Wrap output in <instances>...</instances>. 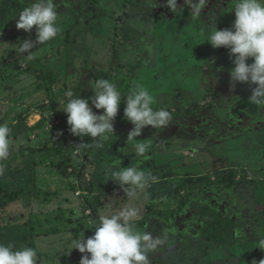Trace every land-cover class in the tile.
I'll return each instance as SVG.
<instances>
[{"label":"crops","instance_id":"obj_1","mask_svg":"<svg viewBox=\"0 0 264 264\" xmlns=\"http://www.w3.org/2000/svg\"><path fill=\"white\" fill-rule=\"evenodd\" d=\"M95 1L92 0V3L94 4ZM29 4L25 0L22 7ZM20 11L19 7L16 12L4 18L5 23L10 28L5 30L0 36V124L8 123L11 128V155L3 162L4 175L0 177V201L4 190L18 193L16 198L9 204L2 205L0 203V242L5 244L12 243L16 248L30 246L36 249L37 261L40 257L42 261L46 262L54 260V258L59 261L58 257L63 255L69 262L78 261V264H80V260L85 253H80L79 250L73 253L71 251L67 252L66 250H69L67 247L73 245L74 240L83 238L81 234H84L85 240L94 235L95 228L99 226L96 219L99 221L100 216L119 214L122 210L129 208L137 210L138 213L132 221L135 229L142 232H151L153 236H159L165 240V243L159 246L155 252L150 253V261L151 259L154 261L161 258L163 262H166V258L169 256L173 258V261L175 260L181 264L185 262L204 264L205 260L210 258L213 247L217 251H221L222 248L234 246L239 242H243V240L249 239L244 234L245 229L243 231L241 228L243 224L237 217L232 218L231 215L222 208L213 205L209 200H205L197 214L195 216L190 215L192 218L189 219L184 216L185 206H188V203L186 204V195L180 196V203L175 208H164L163 206L167 197L174 194L172 192L174 187L173 175L177 161H175L176 158L172 159L168 158V156L166 157L167 159H163L162 154L166 153V150H171L172 144L170 140H172V136H178L179 131L183 130L179 127L181 119L185 117L191 118L195 125L189 126L187 129H196L198 122H201L203 113H206L191 109L195 105L194 100L201 95V90H203L200 82L202 79L199 76H187L184 72L189 49L192 48L193 42H189L184 46L182 40L186 39L187 37L184 36L188 34V36L192 35V40L195 41L198 36L197 31L202 32L200 29H191L187 26L173 24V18H169L170 29L156 41L154 46L156 48L142 51L145 56L150 54V57H152L149 65H157V68H155L157 71L155 79H152L154 81V84H152L154 89L153 92H151L152 90L149 92L153 93L155 101L159 104L167 103L170 106L167 110L172 114V120L166 127L153 129L151 126H147L144 129H150L149 135L142 131V135L139 136L141 139H147V144H150L148 155L149 157L152 156V158L147 160L135 158L131 143L120 144L116 140L111 142L113 138L108 139L104 144L108 147L109 156L102 154L104 158L101 159L98 156L100 152L97 151L93 143L98 138L90 136L81 138L71 134L70 126L67 123V114L62 110L69 99L65 96V93L69 91V75L70 79H73L70 82L74 83V89L71 90L74 95L78 98L89 100L94 97L90 95L94 91L90 90V85V87L88 86L89 72L84 76L87 79L83 77L80 79L82 81L74 80L77 77L80 78L78 75L79 70L83 63L87 62L88 58L83 60L79 58L82 61V65L77 64L79 60L70 61L66 56H64L66 60L59 64H56L51 59L46 62L48 58L46 55L54 53L56 49L54 47L53 52L44 51L46 53L44 57L40 58L38 55L34 60L28 61L27 68L22 69L20 67L21 64L17 61L11 62L10 59L17 54L18 46L15 43L16 40L19 41L17 36L24 35L22 38L31 37L34 32V28L31 32L17 29L16 25ZM102 12H105L103 13L105 24L106 21L112 19L113 15L105 7H103ZM76 13L81 18L86 15L79 12ZM87 16L89 15L87 14ZM93 18L96 20L95 15H93ZM103 30L105 31V29ZM93 35L96 36V34ZM104 36L105 34L101 33L98 37L102 38ZM86 37H90V35ZM10 39L13 42H8ZM200 44L201 42L198 45H194L196 50L200 48ZM92 45V47L85 48V50H81L77 46L75 50L80 52L79 57H81L82 53L86 55L87 53L94 54L103 51L97 49L95 44ZM34 51L33 49L32 52ZM57 51V54H59L58 49ZM23 55L20 57L22 58L21 60H25ZM93 76L97 81L98 78L95 73ZM104 77L108 79L109 75L105 76L103 73L102 78ZM129 78L130 74L125 75L123 73L121 79H115L113 83H118L119 86H122L125 81H132ZM145 80L147 81V79ZM134 81L137 82L136 80ZM143 86L146 89L149 88L148 85ZM123 87L121 90L117 88L122 94L124 91ZM167 91L168 93L165 95L164 93ZM220 93L224 95L226 92L219 90ZM229 93L230 95L227 94V96L235 94L233 90ZM162 94L165 95V98H163ZM204 94L207 96L206 99H209L211 92L204 91ZM184 97H186L185 100ZM89 106L97 114L103 113L101 109L94 108L91 100ZM203 108L208 109L210 105L205 104ZM173 109L175 110L173 111ZM130 124L131 127L129 128L133 129L134 125L131 122ZM122 130L126 131L127 129ZM110 136L114 137V134H110ZM78 140L90 146L83 148L85 153L77 154L78 151L74 150L78 146L76 143ZM46 155L48 156L47 158ZM158 158H161V160ZM120 159L122 160V167L141 165L142 170L150 171L154 176L158 177V182L151 183L143 193L138 191L135 196H128L126 190H123L117 182L111 180V172L119 168V166L113 168V161ZM152 159L159 160V162H156L157 166L154 165L155 162ZM152 166L156 167L150 169ZM145 167H148V169H145ZM230 168L232 167H228L224 163L226 171ZM207 181L211 184L214 183V185L218 184V182L221 183V181L217 182V180L212 182L211 177ZM222 184L228 186L224 183ZM200 187H203V184H200ZM75 194L77 195L75 196ZM186 194L188 197L190 196V193L187 192ZM191 198H193V195ZM150 202H154L155 206L149 207L148 204ZM181 202L184 203L183 206H181ZM205 204L239 223L235 230L237 235L236 242L219 244L207 241L203 237L201 209ZM11 205L22 210V214L29 215V218L36 210L40 211L46 208V217L42 222L44 231L38 236L32 230L33 232L29 234L32 240H29L27 235V237L21 238L19 231L26 234L29 232L28 230L26 232V229L29 226L34 228V224L32 223V225L29 220H26L24 223L27 227L24 226L25 224L19 225L18 222L20 221H16L13 216H8L10 214L8 209L12 208ZM57 205L61 208L62 214L60 216L54 215ZM262 207L259 205V209ZM89 209L91 210L90 215L87 214ZM165 209H172L176 212L171 218L157 214V211ZM152 210L154 213H152ZM178 217L179 221H177ZM75 218H84V220L90 218L91 222H88V224L83 223L82 227H77L78 236L73 235L71 237L65 229L69 230L68 225L75 223ZM10 222L15 225L16 229L14 226L11 227ZM60 224L63 227H59ZM86 231L89 232L86 233ZM173 241L176 242L174 243ZM55 242L62 244V246L65 245L66 249L63 251L58 250L55 248ZM168 244L169 246L172 245V247L175 246V248L178 247L179 252L175 251L174 254L170 252V255H167L169 252ZM189 251L191 253H188ZM261 251H264V249L262 248ZM219 253L223 256L222 252ZM197 254L199 255L197 256ZM221 256L219 259H221Z\"/></svg>","mask_w":264,"mask_h":264},{"label":"rangeland","instance_id":"obj_2","mask_svg":"<svg viewBox=\"0 0 264 264\" xmlns=\"http://www.w3.org/2000/svg\"><path fill=\"white\" fill-rule=\"evenodd\" d=\"M24 1L0 0V36L5 30L10 28L4 21L7 15L16 12L19 7L22 10L36 2V0H27L30 4L22 7ZM214 1L216 0H209L201 15L194 18L191 16L190 7L184 3V0H178L177 13L169 11L168 7H166L167 0H96L94 4L92 0H54L57 13L60 15L58 22L61 31L56 38L45 45H36V48H34L36 52L34 51L33 55L35 57L39 55L40 58L44 57L46 54L44 51L53 52V48L56 47L54 53L46 55L48 57L46 62L51 59L56 64H59L66 60L64 56L70 61L88 58L87 62L83 63L79 70L78 75L80 78L77 77L74 80L82 81L80 79L89 72L90 76L88 79L87 77L84 78L89 80L88 86L90 85V90L93 91L92 87L96 83L93 76L94 73L98 79L107 78H102L103 73L109 75L107 80L111 82L118 78L121 79L123 73L125 75L130 74L129 80L132 81H125L124 87V84L119 86L118 83H114L120 90L123 87L124 91L123 94L121 93L120 110L113 122L114 137H109V139L114 138L111 142L116 140L120 144H127L128 134L132 129L129 128L131 127L130 122L124 117L125 95L134 87L135 83L148 85L149 88L147 90H152L151 92H153L154 86L152 84H154V81L152 79H155L157 73L155 70L157 65H149L152 61L150 54L145 56L142 51L156 48H154L156 41L170 29L169 18H173V24L187 26L191 29H200L202 32L197 31L198 36L195 41L192 40V35L188 36V34L184 36L187 38L182 40L184 46L189 42H193L192 48L189 49L184 72L187 76H199L202 79L200 80L201 88L205 92H211V94L209 99H206V94L201 90V95L194 100L195 105L191 109L206 112L203 113L201 122H198L196 129H187L189 126L195 125L191 118L185 117L181 119L179 127L183 130L179 131L178 136H172L173 138L170 140L172 144L171 150H166V153L162 154L163 159H167L166 157L168 156V158H176L175 161H177L173 175L174 187L172 192L174 194L167 197L163 206L164 208H175L180 203V196L186 195V204L188 203V206H185L184 216L189 219L197 214L205 200L211 201L213 205L222 208L232 218L237 217L243 224L241 228L243 231L245 229L244 234L249 239L243 240V242H239L234 246L222 248L221 251H217L213 247L210 258L205 260L204 264H253L254 261L256 264H260L261 261H264V251H261L264 246L260 244V240L264 239V108L258 107L249 101L252 89L256 85L237 83L235 88L232 87L230 71L234 67L232 63L234 57L230 56L229 50L224 47L217 49L212 47L210 43L205 42L208 34L214 30L212 25L219 30L231 28L236 18L233 11L236 0H221L220 5L211 12ZM103 7L108 8L109 13L113 15L112 19L106 21L105 24L103 15L105 12H102ZM76 12L86 15L81 18ZM93 15L96 16V20ZM33 28L34 32L31 37L22 38L24 35L17 36L19 41L16 40L15 43H17L18 48L24 40H36V28L35 26ZM101 33L105 34V36L99 38L98 36ZM93 34H96V36ZM89 35L90 37H86ZM8 42H13V40L10 39ZM199 42H201L200 48L196 50L194 45H198ZM92 44H95L97 49L103 51L94 54L87 53L86 55L82 53L81 57H79L80 52L75 50L76 47L79 46L81 50H85V48L92 47ZM57 49L60 52L59 54H57ZM67 51L69 52L66 53ZM22 55L15 54L10 60L11 62L17 61L20 63V67L23 69L28 67V61L21 60L22 58L20 57ZM252 62L253 60L250 58L248 63ZM77 64L82 65V61L79 60ZM70 78L69 75L68 90L74 89V83L70 82L73 79ZM219 90L226 93L224 95L219 94ZM232 90L235 94L227 96V94L230 95L229 92ZM94 93L90 95L95 96ZM167 93L168 91L164 94L167 95ZM165 95H163V98H165ZM176 95L178 96L177 93ZM205 104L210 105V108H203ZM153 107L167 110L170 106L167 103L159 104L154 99ZM122 129L127 130L124 131ZM149 130L143 129L142 131L149 135ZM137 139L140 142L147 143V139L144 140L140 137H137ZM76 143L79 145L82 142L78 140ZM105 143L106 141L103 143V147L95 148L102 154L109 156L108 147L104 145ZM84 147L90 146L84 145L77 154H82ZM74 150L77 151V148ZM158 159L161 160V158ZM159 160L152 159L156 166L158 165L156 162H159ZM224 163L228 167H232L230 169H233L237 174V183L225 186L218 182L226 174ZM139 167L141 168V165ZM155 167L152 166L150 169ZM145 169H148V167H145ZM209 177H211L212 182L217 180L218 184L208 183L207 179ZM200 184H203V187H200ZM187 192L190 193L189 197L186 194ZM192 195L193 198H191ZM153 205L155 206L154 202L148 204L149 207ZM259 205L263 207L259 209ZM11 206L12 208L8 209L10 213L8 216H13L16 221H20L18 222L19 225H24L26 220L34 224V228L30 226L27 229L25 228L26 232L27 230L29 231L26 234L19 231L21 238L29 236L30 232H33L32 230L37 235L44 231L42 222L46 217V208L34 211L35 213L30 215L29 218V215L22 214V210L17 209L14 205ZM57 206L55 207L54 215L60 216L62 214L61 208ZM88 211L87 214L90 215L91 210L89 209ZM15 219L13 220L15 221ZM75 219V223L68 225L69 230L65 229L71 237L73 235L78 236L77 227H82L83 223L88 224V222H91L90 218L85 220L84 218ZM32 220L33 222H31ZM177 221H179V217ZM11 222V227L14 226L15 228V225ZM59 227H63V225L60 224ZM28 238L32 240L30 236ZM243 239L245 238L243 237ZM55 244V248L58 250L63 251L66 249L65 245L62 246L58 242H55ZM72 244L67 247L69 249L66 250L67 252L71 251L73 253L78 250L73 249L75 244ZM168 250L167 255H170V252L172 254L175 251L179 252V248L172 247V245L168 247ZM219 252H222L223 256ZM188 253L191 252L189 251ZM201 254L204 255L202 252ZM220 256L221 259H219ZM58 259L60 260L56 261V258H54L51 261L37 263L78 264V261L69 262L63 255L58 257ZM166 259V262H163L161 258L154 261L151 259L150 264H181L175 260L173 261L172 257L168 256ZM182 264L190 263L185 262Z\"/></svg>","mask_w":264,"mask_h":264},{"label":"clouds","instance_id":"obj_3","mask_svg":"<svg viewBox=\"0 0 264 264\" xmlns=\"http://www.w3.org/2000/svg\"><path fill=\"white\" fill-rule=\"evenodd\" d=\"M191 9L192 17H199L209 0H184ZM169 11L177 13L178 0H167ZM235 20L231 28L223 30L212 25V30L205 42L214 48L224 47L229 50L234 67L230 71L232 87L237 83L256 85L252 89L249 101L264 108V0H236L234 5ZM59 14L54 0H36L23 8L19 13L17 29L31 32L36 28V40H24L17 49V54H24L26 61L35 59L32 50L36 45H45L58 36ZM203 35V34H201ZM6 44V43H5ZM252 63H248L249 59ZM95 96L90 98L95 109H102L97 114L90 107V100L78 98L69 90L65 93L68 102L63 107L67 114V123L74 136L98 138L93 143L97 148L103 147L110 134H114V120L120 110L121 92L116 85L107 79H98L92 87ZM126 96L124 117L134 127L129 132L127 144L133 145L135 158L149 159L150 144L140 142L137 137L142 130L151 126L153 129L166 127L172 120V114L164 108H154L153 95L141 83H135ZM11 128L8 123L0 124V177L4 175V164L11 155ZM86 143L77 147L80 150ZM111 180L117 182L128 196L145 192L151 183L158 182V177L139 166L122 167V160L113 161ZM147 195V193H145ZM137 210L129 208L119 214L99 217V226L95 233L86 240H74L80 253H85L80 264H150V253L165 243L151 232L139 231L133 226ZM264 246V239L260 240ZM0 264H37V251L32 247L16 248L12 243L0 242ZM253 264H256L254 261ZM260 264H264L261 261Z\"/></svg>","mask_w":264,"mask_h":264},{"label":"trees","instance_id":"obj_4","mask_svg":"<svg viewBox=\"0 0 264 264\" xmlns=\"http://www.w3.org/2000/svg\"><path fill=\"white\" fill-rule=\"evenodd\" d=\"M221 0H216L212 3L211 12L213 9H216L218 5H220ZM105 76H108L105 74ZM100 152V151H99ZM98 153V152H97ZM99 157L102 159L104 156L102 155V152H100ZM236 173L233 169H228L226 171L225 176L223 177L221 183H224L226 185H232L237 183V177ZM18 195L17 192H9V191H3L1 195V201L0 203L2 205H7L10 202L13 201V199L16 198ZM184 203L181 202V206H183ZM153 211V210H152ZM175 210L172 209H165V210H159L157 211V214L163 215L164 217L171 218L175 214ZM154 213V211L152 212ZM96 222L99 223V221ZM201 220H202V235L207 241L215 242V243H234L237 241V235H236V228H237V222L232 220L229 216H226L220 211L214 210L209 205L205 204L201 209ZM42 258H39V262L42 263ZM37 261V262H38ZM38 264V263H37Z\"/></svg>","mask_w":264,"mask_h":264},{"label":"water","instance_id":"obj_5","mask_svg":"<svg viewBox=\"0 0 264 264\" xmlns=\"http://www.w3.org/2000/svg\"><path fill=\"white\" fill-rule=\"evenodd\" d=\"M150 1H153V0H150Z\"/></svg>","mask_w":264,"mask_h":264}]
</instances>
